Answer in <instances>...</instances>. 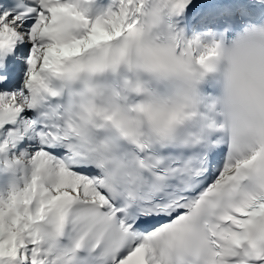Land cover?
Masks as SVG:
<instances>
[{
    "label": "snow or ice",
    "instance_id": "snow-or-ice-1",
    "mask_svg": "<svg viewBox=\"0 0 264 264\" xmlns=\"http://www.w3.org/2000/svg\"><path fill=\"white\" fill-rule=\"evenodd\" d=\"M193 6L0 0V264H264V95L221 112Z\"/></svg>",
    "mask_w": 264,
    "mask_h": 264
},
{
    "label": "clouds",
    "instance_id": "clouds-1",
    "mask_svg": "<svg viewBox=\"0 0 264 264\" xmlns=\"http://www.w3.org/2000/svg\"><path fill=\"white\" fill-rule=\"evenodd\" d=\"M211 62L221 112H237L248 123L255 122L257 100L264 95V24L234 33Z\"/></svg>",
    "mask_w": 264,
    "mask_h": 264
},
{
    "label": "bare ground",
    "instance_id": "bare-ground-1",
    "mask_svg": "<svg viewBox=\"0 0 264 264\" xmlns=\"http://www.w3.org/2000/svg\"><path fill=\"white\" fill-rule=\"evenodd\" d=\"M258 4L262 5V3H257L256 0H203L200 8L191 18V20L194 18L192 21V29L198 28V25L201 23L203 25L210 24L206 28H199L202 31L197 33V35H200L203 32L211 31L210 26L212 25H219L222 22H229L232 19L241 22V18H249V14L252 13L251 8ZM231 6L237 8V10H232L231 13H225L224 10L229 9ZM198 18L199 20H196ZM193 35H195V32L192 31L189 33V37Z\"/></svg>",
    "mask_w": 264,
    "mask_h": 264
},
{
    "label": "rangeland",
    "instance_id": "rangeland-1",
    "mask_svg": "<svg viewBox=\"0 0 264 264\" xmlns=\"http://www.w3.org/2000/svg\"><path fill=\"white\" fill-rule=\"evenodd\" d=\"M205 27H207L206 24L203 25V23H201L200 25H198V28L196 27V28L192 29V31L195 32V35H197V33H199L200 31H202V29L200 30L199 28H205ZM198 29H199V30H198ZM197 30H198V31H197ZM192 31H191V32H192ZM196 31H197V32H196Z\"/></svg>",
    "mask_w": 264,
    "mask_h": 264
}]
</instances>
